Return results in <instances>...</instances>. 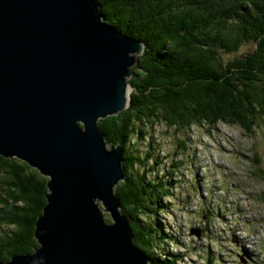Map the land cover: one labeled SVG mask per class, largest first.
<instances>
[{
  "label": "water",
  "instance_id": "obj_1",
  "mask_svg": "<svg viewBox=\"0 0 264 264\" xmlns=\"http://www.w3.org/2000/svg\"><path fill=\"white\" fill-rule=\"evenodd\" d=\"M102 17L95 0H0V155L47 177L37 246L0 264H148L114 191L121 147L98 128L127 107L142 43Z\"/></svg>",
  "mask_w": 264,
  "mask_h": 264
},
{
  "label": "trees",
  "instance_id": "obj_2",
  "mask_svg": "<svg viewBox=\"0 0 264 264\" xmlns=\"http://www.w3.org/2000/svg\"><path fill=\"white\" fill-rule=\"evenodd\" d=\"M95 1L107 25L142 43L128 80L127 107L98 120L108 145L122 150L124 177L114 189L120 211L129 217L134 244L148 264H181L184 254L164 246L178 245L177 238L159 219L177 198L172 186L179 183L167 176L179 166L163 164L159 173L151 133L157 124L182 133L218 123L251 131L264 118V0ZM246 44L251 47L245 55L224 61L222 55ZM146 134L151 140L142 154L139 139ZM177 145L182 152L187 148L181 138ZM46 182L24 161L0 155L1 260L37 246L34 228L46 203ZM105 220L110 222L107 215ZM202 261L223 262L220 253Z\"/></svg>",
  "mask_w": 264,
  "mask_h": 264
},
{
  "label": "rangeland",
  "instance_id": "obj_3",
  "mask_svg": "<svg viewBox=\"0 0 264 264\" xmlns=\"http://www.w3.org/2000/svg\"><path fill=\"white\" fill-rule=\"evenodd\" d=\"M250 47L222 57L226 62L243 56ZM151 134L159 173L163 164L179 166L167 176L179 183L172 186L177 198L169 215L159 216L178 245L164 246L184 254L181 264H203L206 255L219 253L223 262L216 264H264V118L251 131L218 123L213 129L191 126L182 133L157 124ZM179 138L187 145L183 152ZM150 140L147 134L139 139L140 153ZM219 201L231 208L230 214L223 205L217 209Z\"/></svg>",
  "mask_w": 264,
  "mask_h": 264
},
{
  "label": "bare ground",
  "instance_id": "obj_4",
  "mask_svg": "<svg viewBox=\"0 0 264 264\" xmlns=\"http://www.w3.org/2000/svg\"><path fill=\"white\" fill-rule=\"evenodd\" d=\"M129 92H130V90H129ZM129 92H128V94H129Z\"/></svg>",
  "mask_w": 264,
  "mask_h": 264
}]
</instances>
